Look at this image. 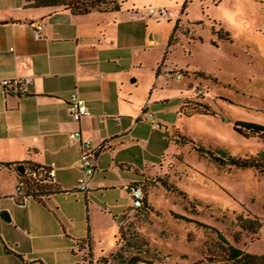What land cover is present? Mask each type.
Returning <instances> with one entry per match:
<instances>
[{
  "label": "crops",
  "instance_id": "1",
  "mask_svg": "<svg viewBox=\"0 0 264 264\" xmlns=\"http://www.w3.org/2000/svg\"><path fill=\"white\" fill-rule=\"evenodd\" d=\"M119 1V10L76 14L31 0H0V80L33 79L25 94L0 93V264H84L86 243L93 258L114 251L118 214L132 207L129 187L148 177L177 140L175 114L192 115L183 112L188 99L173 93L187 86V72L177 79L175 70L183 68L169 57L171 47L190 38L184 7L170 9L179 23L176 39L169 45L170 35L165 55L150 61L149 51L160 45L157 31L146 15ZM73 94L90 111L80 120L69 111ZM149 111L161 127H153ZM168 121L172 134L164 129ZM75 131L97 151L86 191L78 190L82 148ZM29 162L53 170L55 192L15 198L16 170ZM120 202V209L110 206ZM113 213L111 249L104 252L93 239L92 216Z\"/></svg>",
  "mask_w": 264,
  "mask_h": 264
},
{
  "label": "rangeland",
  "instance_id": "2",
  "mask_svg": "<svg viewBox=\"0 0 264 264\" xmlns=\"http://www.w3.org/2000/svg\"><path fill=\"white\" fill-rule=\"evenodd\" d=\"M121 1L146 15L157 31L160 45L149 51L150 61L165 55L175 22L170 14L150 16L148 8L170 11L184 7L183 24L190 38L171 47L169 57L176 58L187 72L183 77L187 86L174 92L166 87L164 91L207 105L214 113L175 114L176 138L184 142H169L164 157L151 163L144 190L153 208L129 207L125 214H118L119 227L127 236L137 232L142 246L148 248L139 255L143 260L140 264H212L213 259L214 264H222L225 254L219 248L217 233L177 219L172 212L216 227L243 251L264 254V172L221 165L207 153L208 149H221L244 156L264 150L262 138L246 137L233 129L235 120L264 124V0ZM168 64V70L175 66ZM171 123L166 122L164 129L172 134ZM195 144L202 145L204 153ZM162 178L184 194L167 190ZM122 205L110 206L115 210ZM96 215L92 216L93 239L99 250L107 252L115 231L114 213ZM239 215L258 217L262 223L258 232L243 230L236 222ZM116 240L117 250L127 246L120 234ZM133 254L138 253L123 249L125 257Z\"/></svg>",
  "mask_w": 264,
  "mask_h": 264
},
{
  "label": "trees",
  "instance_id": "3",
  "mask_svg": "<svg viewBox=\"0 0 264 264\" xmlns=\"http://www.w3.org/2000/svg\"><path fill=\"white\" fill-rule=\"evenodd\" d=\"M31 4L36 6H61L67 9H70L73 13L76 14H86L92 10L99 11H110V10H119L121 3L119 0H31ZM180 22V21H179ZM179 29V23L176 22L173 33L169 38V45L176 39V32ZM188 34V30H186ZM20 95V94H18ZM190 101L183 102V112L184 110L189 109L188 113H204V114H213L211 108L207 105H202L199 103H194L193 105H188ZM187 113V112H185ZM187 113V114H188ZM233 129L244 135V136H258L264 141V124L249 121V120H235L233 124ZM183 140H175L176 144L181 143ZM184 142V141H183ZM194 144V143H193ZM195 147L201 153H204L206 150L202 145H196ZM208 155L217 163L221 165H231L241 168H256L264 172V150H261L256 155L246 154L244 156L235 155L230 152L221 150V149H208ZM13 166V165H12ZM23 168V171L16 170L18 174V182L21 184L22 190L29 196L34 198H40L43 194H48L55 192L58 188L53 182V177L50 175L47 169H41L40 166L34 163H28L27 165L19 166ZM33 172H36L38 175L33 176ZM42 173V176L40 174ZM149 176V175H148ZM148 179L146 177L144 180L133 182L132 185H140L144 191V198L142 205L140 207H132L136 210L149 209L152 210L150 201L148 200L147 194L145 192V182ZM162 185L170 191L183 193L184 192L178 188L176 185L169 183L166 179L160 180ZM129 190V189H128ZM195 201V200H193ZM173 216L177 219L184 220L189 223H195L196 225L203 227L205 229H211L217 233L218 245L219 248L225 254V257L222 258V264H264V254L258 255L249 253L241 250L236 245L231 243V241L216 227L203 223L199 220L190 218L184 214L172 212ZM237 224L243 230H251L253 233H257L262 223L261 220L256 217H245L239 215L236 220ZM120 234L121 240L126 242L127 246H122L117 250V248L109 253L108 255H102L98 258H93L94 254L92 247L86 243L83 249H86L84 253L83 262L84 264H140L143 260L139 255L145 253L148 248L142 246V241L139 239V234L135 231H131L129 236L124 234L122 229L119 227L118 235ZM117 235V236H118ZM134 249L138 254H133L131 256H124L123 249ZM210 259V258H209ZM212 264L216 262L215 259L211 260Z\"/></svg>",
  "mask_w": 264,
  "mask_h": 264
},
{
  "label": "built area",
  "instance_id": "4",
  "mask_svg": "<svg viewBox=\"0 0 264 264\" xmlns=\"http://www.w3.org/2000/svg\"><path fill=\"white\" fill-rule=\"evenodd\" d=\"M147 13L150 16L156 17H167L169 15V10L166 8H155L149 7ZM42 25L39 23L35 29V37H41ZM183 69L175 70V77L180 79L183 76ZM33 81L29 76L9 78L0 80V93L4 95L10 94H25L28 90V85ZM69 111L74 120H80L83 116L90 114L88 106L85 102L77 95L73 94L69 101ZM147 117L152 121L154 128L161 127L159 121H157L155 114L152 111L147 112ZM73 138L77 139L81 143L82 148V157L79 161V168L82 172L81 177L79 178L78 190L86 191L87 186L94 173L97 170V151L92 147V141L89 138L83 137L80 131H75L71 135ZM54 165V164H52ZM41 169H47L51 176H53V170L45 167ZM36 172H33V176H37ZM42 176V173L40 174ZM1 190V185H0ZM129 193L132 199V207H140L144 198V191L140 185H131L129 187ZM31 196L27 195L21 188V184L18 182L15 198L27 199ZM2 195H0V205H1Z\"/></svg>",
  "mask_w": 264,
  "mask_h": 264
},
{
  "label": "water",
  "instance_id": "5",
  "mask_svg": "<svg viewBox=\"0 0 264 264\" xmlns=\"http://www.w3.org/2000/svg\"><path fill=\"white\" fill-rule=\"evenodd\" d=\"M18 169H19L20 171H23V170H24V169H23V168H21V167H19Z\"/></svg>",
  "mask_w": 264,
  "mask_h": 264
}]
</instances>
